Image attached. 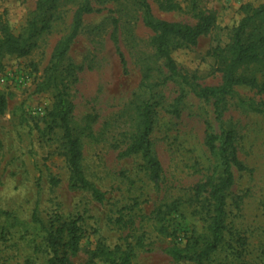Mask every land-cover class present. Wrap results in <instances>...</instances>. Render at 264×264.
<instances>
[{
	"label": "rangeland",
	"instance_id": "1",
	"mask_svg": "<svg viewBox=\"0 0 264 264\" xmlns=\"http://www.w3.org/2000/svg\"><path fill=\"white\" fill-rule=\"evenodd\" d=\"M79 1V0H78ZM99 10L83 19L67 59L81 68L78 81L69 90L72 123L78 127L82 166L86 178L105 200L98 204L86 191L68 189L67 169L58 155L60 132L45 130L52 94L35 93L57 41L70 29L76 6L64 4L51 32L27 58L5 57L0 91L8 101L0 116V264H25L42 232L33 221L50 216L82 219L84 238L74 264H87L98 246L113 249L124 239L142 237L133 264H191L174 261L170 247L183 248L189 239L205 240L207 217L197 214L200 202L194 187L218 175V161L207 146V137L233 134L237 158L247 169L231 167L233 184L226 198L224 243L209 264H264V118L249 105L264 104V93L248 87L235 88L216 114L213 100L195 97L179 80L166 79V69L150 45L152 32L142 19L137 0H90ZM171 2L175 10H168ZM264 0H148L158 20L193 25L198 12H213L216 23L195 47L173 50L179 72L201 86L221 82V63L214 57L223 49L244 14L242 6L255 7ZM36 0H0L3 16L14 34L26 26ZM151 67L149 86L141 88L144 69ZM264 82V62L244 69ZM154 106L149 136L153 154L162 168L158 186L148 180L140 156L123 157L135 132L136 96ZM90 117L89 122L86 118ZM60 183L52 191L49 179ZM172 202L178 209L165 215L163 224L176 238L161 236L155 210ZM136 203V205H134ZM197 211V212H196ZM119 216L127 225L116 223ZM36 264H43L39 257ZM92 264H105L96 259Z\"/></svg>",
	"mask_w": 264,
	"mask_h": 264
},
{
	"label": "trees",
	"instance_id": "2",
	"mask_svg": "<svg viewBox=\"0 0 264 264\" xmlns=\"http://www.w3.org/2000/svg\"><path fill=\"white\" fill-rule=\"evenodd\" d=\"M194 11L196 0H192ZM141 8L144 25L150 29L152 36L150 45L155 50V56L162 60L169 80H179L190 88L195 97L203 100H213L215 113L218 114L220 106L227 97L236 96L235 88L248 87L257 93H264V82L251 74H245L244 69L252 64L264 62V2L255 7L251 4L241 7L244 14L238 25L232 30L229 43L223 49L217 48L214 57L222 64L219 69L221 82L217 86H201L195 79H189L182 75L171 56L173 50L182 47H195L199 39L210 33L216 23V15L213 12H198L195 14L196 22L193 25L168 22L156 19L148 3V0H137ZM64 4L75 5L72 12V20L69 31L62 36L50 55L48 65L43 71L42 80L35 88V93L52 94V107L46 114L45 130L52 133L60 132V144L58 155L64 160L67 169V184L71 191L82 190L90 194L93 201L102 204L105 193L101 192L85 175L82 166V149L78 137V127L72 123L73 105L69 100V90L78 81L81 68L71 64L67 59V53L78 36L85 16L99 12L92 7L90 0H36L35 9L31 13L26 26L14 34L7 20L0 17V75L4 71L3 59L5 57L27 58L39 48L42 38L51 32L52 25L60 18L59 8ZM168 10H175L176 5L169 2ZM151 67L144 69L141 88L149 86L151 79ZM150 88V86H149ZM8 101L4 93L0 91V116L7 111ZM252 112L260 114L264 118V104L249 105ZM154 106L141 95L136 96L135 132L123 157L140 156L142 169L147 174L148 180L154 186H158L162 178V168L153 154L149 136L154 122ZM220 116V114H218ZM90 117L86 118L89 122ZM207 146L217 158L218 175L210 177L205 182L194 187L195 198L205 196L200 202V210L197 214L205 213L207 217V237L203 241L189 239L183 248L170 247L167 254L174 261H188L191 264H209L211 256L219 250L224 243L226 227V198L233 184L231 167L242 172L247 169L237 158L233 144V134L230 131L222 132L219 136L207 137ZM60 183L55 176L49 179L50 189L53 191ZM136 205V203H134ZM178 203L158 207L153 216L158 223L157 232L161 236L176 238L175 231L170 232L163 224L165 215L176 212ZM197 212V211H196ZM33 221L39 225L42 232L40 243L34 245L32 256L25 264H36L39 257L43 258V264H74L80 251V244L84 238V229L81 218L63 219L59 215L50 216L48 223H44L35 214ZM116 223L127 225L123 217L119 216ZM123 245H116L113 249L98 246L91 251L87 264H92L96 259L104 260L105 264H133L136 258V250L142 249L143 239L137 237L133 242L123 240ZM264 258V253H263Z\"/></svg>",
	"mask_w": 264,
	"mask_h": 264
},
{
	"label": "built area",
	"instance_id": "3",
	"mask_svg": "<svg viewBox=\"0 0 264 264\" xmlns=\"http://www.w3.org/2000/svg\"><path fill=\"white\" fill-rule=\"evenodd\" d=\"M5 83V79L3 77H0V84Z\"/></svg>",
	"mask_w": 264,
	"mask_h": 264
}]
</instances>
